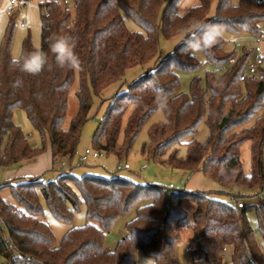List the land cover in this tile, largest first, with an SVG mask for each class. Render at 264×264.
<instances>
[{
  "label": "trees",
  "instance_id": "1",
  "mask_svg": "<svg viewBox=\"0 0 264 264\" xmlns=\"http://www.w3.org/2000/svg\"><path fill=\"white\" fill-rule=\"evenodd\" d=\"M24 5L29 0H16ZM1 2V0H0ZM41 0V44H33L27 34L21 54L40 49L48 54L49 67L39 75L19 71L12 63L15 7L0 45V166L12 167L35 159L45 152L48 140L53 168L60 164L55 179L45 182L42 175L20 177L0 183L9 188L15 203L0 194V257L2 264H138L142 251L152 264H180L175 248L186 228L191 230L192 264H223L229 253L232 264H264V247L248 220L256 212L258 230L264 241V200L239 208L202 191L182 189L167 193L154 183L96 174L77 177L62 164L77 152L84 123L92 105L91 91L101 92L119 81L125 71L152 60L158 64L113 95L93 134L96 151L113 153L119 159L131 150L140 130L158 108L165 119L154 124L145 145L149 158L170 162L193 173L203 171L222 186L238 185L264 190L262 168L264 147V68L258 76L241 75L253 57L252 47L243 46L237 62L235 52L225 50V38L213 48L200 52L205 63L227 65L223 74L206 75V86L191 81L184 92L180 71L201 67L196 55H182V40L160 59L159 32L171 38L201 24H223L226 32L262 33L264 0H200L198 9L178 12V0ZM215 2L214 13L211 14ZM122 12L141 28L130 30ZM58 36L74 38L82 70L56 65L50 43ZM182 38V39H183ZM174 61V63H173ZM78 78L79 108L68 127L64 126L69 93ZM17 108L26 111L40 132L43 144L30 145L27 135L14 120ZM207 118L210 135L196 140L201 122ZM256 118L251 127L245 126ZM251 142L252 171L242 168L240 147ZM187 144L184 160L178 158L176 144ZM243 194L237 197L242 198ZM262 196V195H261ZM42 199L60 220L71 223L80 201L86 205V223L70 228L55 245V235L41 216ZM196 203L193 220L186 223L183 201ZM135 212L126 223V235L114 248L107 249L106 235L118 219ZM225 248L227 250H225Z\"/></svg>",
  "mask_w": 264,
  "mask_h": 264
},
{
  "label": "rangeland",
  "instance_id": "2",
  "mask_svg": "<svg viewBox=\"0 0 264 264\" xmlns=\"http://www.w3.org/2000/svg\"><path fill=\"white\" fill-rule=\"evenodd\" d=\"M41 0H29L24 5H12L10 0H1L0 2V45L4 36V32L10 16L7 14V9L15 7L14 14L15 20V33L12 46V56L18 57L21 55L22 42L27 34L31 35V39L34 45L37 47L41 44V11L39 2ZM240 0H233L234 3H239ZM69 7H73L71 0L68 2ZM215 2L212 5L211 14L214 13ZM178 12L182 11L181 6H178ZM125 23L130 30L141 31V28L128 16L122 12ZM25 22L26 26H22L21 23ZM262 35L264 36V26L262 28ZM183 34H178L171 38L163 36L162 32H159V46H160V59L167 56L175 46L182 40ZM225 50L227 52H235L236 56L241 53V47H252L254 38L247 34H233L225 31ZM196 56L201 62V67L194 71H180L179 77L181 80L182 90L184 92H190L191 81L198 79L202 86H206V75L208 72H214L216 75H221L227 69V65L222 67H215L205 63L202 53H197ZM159 60H152L143 66H134L127 69L119 81L109 84L101 92L95 93L91 91L92 105L88 114V119L84 123L81 137L77 145V152L73 159L67 163V166L72 168V172L77 177H82L84 174H96L104 177L120 176L133 179L137 182L154 183L158 184L164 189L168 184L173 183L176 189H182L188 192L202 191L209 193L210 196L219 198L232 205H235V196L243 194L242 201L245 205L257 204L264 200V194L262 196L257 195V190L251 188H244L238 185H226L222 186L217 180L210 177L203 171L189 172L180 166H176L168 161L156 162L149 158L144 147L149 143V131L150 128L159 122L164 121L165 115L162 108H158L150 116L148 121L144 124L140 130L131 150L119 159L115 154H107L100 152V155L96 158L90 156L86 161L81 160V156L86 149L96 151L93 147V134L99 124V121L104 114L108 104L112 100V97L117 92L126 88L127 84L137 79L139 76L144 75L149 69L154 68L158 64ZM248 72L247 67L244 70ZM257 73L255 76H258ZM78 78H76L70 93H69V107L64 126L68 127L72 118L76 115L79 108V99L77 97L76 90L78 88ZM15 122L22 128L27 135L30 145L34 148L42 146L43 141L40 132L33 126L27 113L22 108H17L14 112ZM256 121V118L251 119L245 126L251 127ZM210 135L209 126L207 124V118H205L200 126L196 140L199 142H205ZM46 148L44 153H48L49 142L45 141ZM178 148V158L184 160L187 154V144H176ZM44 153H42L44 155ZM40 154V155H42ZM240 157L242 161V168L246 175H250L252 171V158H251V142L246 141L240 147ZM43 159V160H42ZM41 159V165L47 164V157L43 156ZM128 163L130 167L128 169H118L119 164ZM60 164H55L54 168H50L49 165L41 171L43 180L55 179L60 173ZM42 167V166H41ZM11 168V167H10ZM262 168L264 170V147H263V160ZM5 166H0V183L4 181L7 174ZM12 176L9 180H15L20 178V175H8ZM15 176V177H14ZM17 176V177H16ZM0 194L8 202L15 203V199L9 188L2 189ZM44 206V213L41 218L48 223L55 235V245H59L64 234L72 227L83 226L86 223V205L83 200L80 201L79 208L74 214V220L71 223H66L57 218L47 207L45 201L42 199ZM183 207L186 210V223L193 220V212L196 208V203L191 199H185L183 201ZM135 216V212L132 211L126 216H122L118 219L114 227L106 235V246L114 248L117 242L126 235V223ZM248 220L252 225L256 237L264 247V241L258 230V223L256 212L254 209H250L247 213ZM191 230L186 228L182 233L180 241L175 248V254L180 264H187L191 261V254L187 251V248L191 245ZM138 264H152V259L146 256L142 251H138L136 254ZM3 258L0 257V264H2ZM223 264H232L231 255L228 253L223 260Z\"/></svg>",
  "mask_w": 264,
  "mask_h": 264
},
{
  "label": "clouds",
  "instance_id": "3",
  "mask_svg": "<svg viewBox=\"0 0 264 264\" xmlns=\"http://www.w3.org/2000/svg\"><path fill=\"white\" fill-rule=\"evenodd\" d=\"M181 12H173V18L182 15L189 9H198L200 0H178ZM225 37V27L219 23L201 24L195 22L194 26L185 30V37L182 39L183 47L180 49L182 55H196L213 48ZM50 51L54 54L56 65L60 68H67L73 71L82 70V61L75 51L76 42L68 36H58L50 43ZM12 63L20 72L39 75L49 67L48 54L36 49L27 54L14 57ZM174 63V61H173Z\"/></svg>",
  "mask_w": 264,
  "mask_h": 264
},
{
  "label": "built area",
  "instance_id": "4",
  "mask_svg": "<svg viewBox=\"0 0 264 264\" xmlns=\"http://www.w3.org/2000/svg\"><path fill=\"white\" fill-rule=\"evenodd\" d=\"M63 2L68 3L69 0H63ZM10 3L12 5H15L17 3V1L16 0H10ZM9 13H10V8L7 9V14H9ZM21 25L26 26V23L22 22ZM252 48L254 50V54H253V57L247 66L248 72L247 73L244 72L241 75V80H245L248 76L256 75L261 68H264V36L262 35V33L254 38V41L252 43ZM237 59H238V55L234 56L231 59V63L237 62ZM99 155H100L99 151H92L91 149H86L85 152L83 153V155L81 156V160L86 161L90 156H92L93 158H96ZM129 167H130V165L128 163L118 165V169H123V168L128 169ZM67 170H69V169H67ZM45 182H49V180H47ZM164 190L167 193H176L177 192L176 186L173 183L168 184ZM263 194H264V190H263L261 195H263ZM241 199L242 198L236 197V196L234 199L235 203H236L235 205L238 206L239 208H241L245 205ZM191 249H192V247L190 246L187 248V251L190 252ZM225 250H227V249L225 248ZM250 261L252 264H254L253 259H251ZM187 264H192V262H188Z\"/></svg>",
  "mask_w": 264,
  "mask_h": 264
},
{
  "label": "crops",
  "instance_id": "5",
  "mask_svg": "<svg viewBox=\"0 0 264 264\" xmlns=\"http://www.w3.org/2000/svg\"><path fill=\"white\" fill-rule=\"evenodd\" d=\"M232 4L237 5L238 3H234L233 0H232ZM241 49H242V47H241ZM43 156H46L47 157V164L41 165V159H42ZM47 165H49L50 168L51 167L53 168L52 156H51L50 150H48V153H44V155L43 154L42 155H38L35 159H33L31 161H28V162H25L24 164H21L19 166L14 165L11 168L10 167H7V169H6L7 174L5 175L4 181H7V180H9L12 177V176H8L9 174L10 175H20L21 177H29V176H34V175H42V174H39V173H41V171L43 169H45L47 167ZM62 165L66 169H71L72 170L71 166L68 167L66 163H64ZM59 168H60V165H59ZM4 181H2V182H4ZM107 249H111V248L107 246Z\"/></svg>",
  "mask_w": 264,
  "mask_h": 264
}]
</instances>
